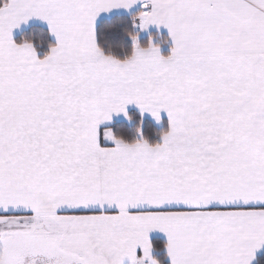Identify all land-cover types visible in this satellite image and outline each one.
<instances>
[{
    "label": "snow or ice",
    "instance_id": "obj_1",
    "mask_svg": "<svg viewBox=\"0 0 264 264\" xmlns=\"http://www.w3.org/2000/svg\"><path fill=\"white\" fill-rule=\"evenodd\" d=\"M0 264H264V0H0Z\"/></svg>",
    "mask_w": 264,
    "mask_h": 264
}]
</instances>
